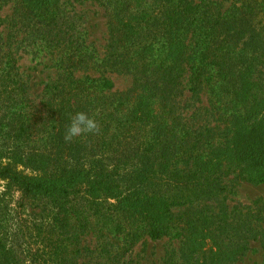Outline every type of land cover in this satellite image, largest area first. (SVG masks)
<instances>
[{"label": "trees", "instance_id": "trees-1", "mask_svg": "<svg viewBox=\"0 0 264 264\" xmlns=\"http://www.w3.org/2000/svg\"><path fill=\"white\" fill-rule=\"evenodd\" d=\"M16 1L13 23L17 6L31 15L26 24L48 2ZM92 1L107 23L102 58L65 31L58 75L37 102L24 98L11 37L0 31V96L25 107L22 141L0 148V264H80L88 234L100 264H130L137 243L164 237L180 241L185 264H235L249 241L264 247V202L229 207L223 195L227 177L264 183V0ZM99 65L128 75L129 87L74 76ZM181 83L194 101L207 94L194 108L206 115L200 123L176 110ZM77 112L101 131L65 142ZM90 146L97 159L80 153Z\"/></svg>", "mask_w": 264, "mask_h": 264}, {"label": "rangeland", "instance_id": "rangeland-1", "mask_svg": "<svg viewBox=\"0 0 264 264\" xmlns=\"http://www.w3.org/2000/svg\"><path fill=\"white\" fill-rule=\"evenodd\" d=\"M0 26L1 35L11 37L10 49L16 59L18 71L25 81L24 98L28 101L37 102L40 97V89L44 82H52L56 79L58 72L54 62L65 50V31L71 36L81 41L84 45L93 48L95 55L100 59L104 54L108 39V30L106 18L103 9L92 0H48L47 6L42 8L40 17L29 21L23 16L30 15L25 13V9H17L18 19L12 20L13 6L17 4L16 0H0ZM222 7H228L235 3L238 5L241 0H213ZM31 16V15H30ZM11 18V19H10ZM28 22V21H27ZM39 23H43L40 25ZM37 27V29H35ZM67 33V34H68ZM91 77L104 76L113 83L110 91L120 92L127 89L130 85V78L123 73H117L109 70L104 65L94 66L87 71L81 70L74 72V76L82 75ZM180 95L175 97V106L177 111H182V117L192 122L200 123V119L206 117L200 109L199 115L195 116L194 108L207 106V94L200 91L199 101L190 99V95L182 88V83L178 87ZM24 106L23 102H14L9 98L0 96V119L4 123L13 118L10 123V132H6L8 127L3 128L0 134V148L15 149L19 140L15 135L20 126V117L18 112L22 113L25 107L18 110L15 106ZM9 112L12 115L9 116ZM194 118H193V117ZM11 117V118H9ZM192 117V119H190ZM9 121V120H8ZM9 133V134H8ZM32 146V144H30ZM88 151H87V150ZM81 150L85 153L86 159H97L99 152L90 153L89 149ZM65 150V148H63ZM94 165L95 162L93 163ZM224 192L227 206H250L257 209L264 202V183L251 184L244 181H238L227 177L223 181ZM83 244L90 251H84L78 258L80 264H100L104 261L102 255L98 252V244L95 239L88 234L83 239ZM181 243L177 239L160 238L158 240L146 239L142 243H137L130 252L124 257L130 264H185L179 257ZM235 264H264V247L259 245V241H249V250L241 256Z\"/></svg>", "mask_w": 264, "mask_h": 264}, {"label": "clouds", "instance_id": "clouds-1", "mask_svg": "<svg viewBox=\"0 0 264 264\" xmlns=\"http://www.w3.org/2000/svg\"><path fill=\"white\" fill-rule=\"evenodd\" d=\"M101 131L98 121L85 112L75 113L70 120L64 134L65 142H71L75 137L98 135Z\"/></svg>", "mask_w": 264, "mask_h": 264}]
</instances>
